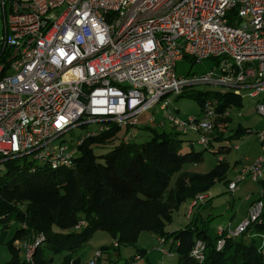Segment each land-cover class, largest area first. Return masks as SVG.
Wrapping results in <instances>:
<instances>
[{
    "label": "built area",
    "instance_id": "obj_1",
    "mask_svg": "<svg viewBox=\"0 0 264 264\" xmlns=\"http://www.w3.org/2000/svg\"><path fill=\"white\" fill-rule=\"evenodd\" d=\"M0 4V164L22 156L69 164L74 151L57 143L69 130L96 124L76 149L112 124L130 129L140 124L139 116L145 112L158 106L167 110L170 96L187 85L250 89L251 97L261 98L258 110L264 115V0H0ZM184 57L213 59L216 65L191 79L179 78L176 66ZM216 69L218 78L213 76ZM164 115L184 132L194 124L204 133L200 143H209L207 134L213 129L209 103L199 121L183 119L172 110ZM258 138L264 144V131ZM246 162L229 184L230 191L247 179L263 177L264 156ZM205 197L199 194L193 204ZM263 209L262 201L253 202L246 219L235 230L228 228L227 235L242 234ZM43 239L24 244L27 261H32ZM225 242L222 236L217 250ZM206 246L197 240L190 255L203 261ZM79 264H97V259Z\"/></svg>",
    "mask_w": 264,
    "mask_h": 264
},
{
    "label": "trees",
    "instance_id": "obj_2",
    "mask_svg": "<svg viewBox=\"0 0 264 264\" xmlns=\"http://www.w3.org/2000/svg\"><path fill=\"white\" fill-rule=\"evenodd\" d=\"M176 96L200 102L202 117L195 118L197 121L206 115V105L212 106L213 129L207 134L209 143L203 144V150H195V140H191L190 150L182 152L183 139L178 134L188 132L181 130L168 133L152 129L149 140L135 142L128 133L131 128L112 124L107 131L85 138L74 149L79 155L74 153L69 164L54 165L53 161L38 162L33 158L27 161L25 156L1 162L0 227L21 223L7 241L12 258L6 264H47L44 259L47 251L76 249L98 230L107 231L118 240L117 248L135 246L141 232L151 231L157 239L163 237L164 243L170 244L168 255L178 253L177 264H264V209L259 219L238 236H229L227 229H223V235L218 233L212 237L206 224L211 219L200 226L195 218L184 228L166 230V222L172 219L175 209L186 201L194 202L216 180L226 178L229 168L222 159L208 173L193 172L185 166L202 160L204 150L210 149L215 141L219 142L216 153L228 152L232 148L230 142L250 132L239 124L233 133L225 134L232 122L231 107L243 105L240 90L225 87L202 90L187 85ZM123 130L125 135H130L128 143L120 136ZM96 147L108 150L95 153ZM247 181L252 180L243 182ZM254 182L259 183L261 194L250 205L255 201L264 204V175ZM48 190H53V194L44 197L43 193ZM204 202L194 204L190 218ZM81 220L84 223L77 226ZM42 235L44 239L35 247L32 261L22 259L14 242L27 239L35 243ZM222 236L225 245L217 250V241ZM197 240L207 244L203 261L190 255ZM99 250L102 255L96 252L92 258L97 259V264H101L105 253L110 258L109 248ZM137 252L125 264L139 260L147 251L138 249ZM79 262L80 258H76L75 263ZM69 263L71 259L66 260Z\"/></svg>",
    "mask_w": 264,
    "mask_h": 264
},
{
    "label": "rangeland",
    "instance_id": "obj_3",
    "mask_svg": "<svg viewBox=\"0 0 264 264\" xmlns=\"http://www.w3.org/2000/svg\"><path fill=\"white\" fill-rule=\"evenodd\" d=\"M3 24V14L2 6L0 4V33L2 32ZM216 63L210 59H205L202 61H192L190 58H184L178 61L176 66V75L179 78H193L194 75H199L212 70ZM213 76L218 78L219 70L214 71ZM199 89H219L221 86H213L207 84L194 85ZM250 89H243L240 91L241 100L243 105L239 107L238 105H233L230 109L232 122L229 125V129H226V136L233 133L235 128L240 124L242 127L246 128L249 133L242 136L240 139L230 142L231 150L223 153H216L215 150L218 147L219 142L215 141L210 149H206L203 152V159L198 163H188L185 168L198 173H208L212 171L222 159L229 168L226 174V178L221 180H216L215 184L207 191L208 199H204V203L198 206L194 210V214L190 218L188 210L190 208L191 201H186L182 203L179 208L175 209L172 213V219L166 222V230L168 232H173L178 229L184 228L191 220L197 218L198 224L202 225L203 221H207V227L209 233L212 237L216 236L219 226L222 228H230L235 230L247 217V213L250 208L251 201H254L260 197L261 188L258 182L247 181L239 184L238 189L234 192L230 191L229 182L236 180L239 175H241L242 169L249 162H246V158L255 160L259 157L264 156V144L258 138L256 134L257 131H264V115L258 110V104L260 101L258 99L249 96ZM170 106L167 110H160L158 106L155 110H149L144 114L139 116L140 124L132 127L129 130L132 140L135 142H144L152 137V129H156L159 132L177 133L183 128L174 127L170 120L165 117V111L172 110L175 114L183 119L189 117L201 118L202 110L200 102L194 98L182 97L177 98L176 95H171ZM165 103V102H164ZM154 117L155 121H150ZM150 121V122H149ZM163 121V126H159V123ZM96 128V124H89L85 126L74 127L65 133L57 143L60 142L64 145L71 146V150L74 151L75 155H79L78 150H74L77 146L78 141H80L86 134ZM188 133L183 134L179 132L178 137L183 139L181 150L182 152H187L191 148V140L194 141V149L199 151L203 150L205 147L199 142L203 137L204 133L198 131L194 124H189L187 126ZM125 131L121 132V138L123 141L128 143V138H125ZM234 145H238V149L234 148ZM108 148H95V153L106 152ZM32 156H27L26 160L29 161ZM24 161L23 159L21 160ZM37 161V160H34ZM38 162H40L38 160ZM53 194V190H48L44 197ZM205 196V193H204ZM249 196L250 200L246 197ZM84 221L81 220L79 225L83 224ZM200 225V226H201ZM21 226L19 222L11 223L10 227L1 228L0 227V263L6 264L12 258V252L7 244L15 232V230ZM43 236V235H42ZM162 241V242H160ZM27 243V239H18L14 242V247L20 250V257L25 259L24 244ZM32 243V242H31ZM118 240L104 230H98L94 235L87 240L82 246L73 249L66 250L58 253L47 251L44 255V259L47 264H66L67 259H71L69 264L75 263L76 258H80L79 263L89 262L93 256L96 254L98 249L109 248V256L105 253L104 257L101 259V264H125V262L134 257L138 253V249L146 250L145 255L139 260L134 261L132 264H177L178 263V253L174 252L172 255H168L164 250H169V243H164V238L157 237L151 231H143L140 233L137 243L135 246H120L118 247ZM164 248V250H163ZM100 251V250H99ZM102 255V254H101ZM33 259V257H32ZM78 263V264H79Z\"/></svg>",
    "mask_w": 264,
    "mask_h": 264
},
{
    "label": "crops",
    "instance_id": "obj_4",
    "mask_svg": "<svg viewBox=\"0 0 264 264\" xmlns=\"http://www.w3.org/2000/svg\"><path fill=\"white\" fill-rule=\"evenodd\" d=\"M221 160V159H220ZM233 181V180H232ZM231 182V181H230ZM229 189V188H228ZM207 193V192H206ZM205 193V196H206V199H208V195ZM248 197V198H247ZM246 198L248 199V200H250V197L249 196H247ZM252 202V201H251ZM193 207H194V204H193V202L191 201V204H190V208H189V210H188V214L190 215V213L192 212V210H193ZM248 211V210H247ZM223 229H228V228H222L221 226H219V228H218V230H217V234L220 232V230H223Z\"/></svg>",
    "mask_w": 264,
    "mask_h": 264
}]
</instances>
